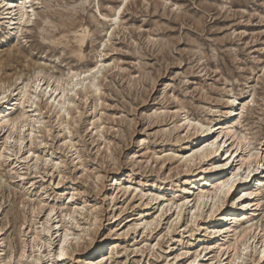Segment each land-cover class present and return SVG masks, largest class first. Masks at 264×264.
I'll use <instances>...</instances> for the list:
<instances>
[{
  "label": "rangeland",
  "instance_id": "1",
  "mask_svg": "<svg viewBox=\"0 0 264 264\" xmlns=\"http://www.w3.org/2000/svg\"><path fill=\"white\" fill-rule=\"evenodd\" d=\"M121 3L30 0V22L14 29L0 15V79L26 114L24 124L0 128L3 258L18 264L24 249L21 264H85L103 240L93 254L100 264H260L264 187L238 218V229L254 227L241 237L248 251L234 259L223 212L210 216L213 200L195 206L193 198L202 166L225 163L226 174L247 152L258 153L253 181L236 182L225 204L264 185V0H127L116 14ZM98 61L97 73L66 84ZM38 70L48 91L62 78L63 108L21 96ZM184 115L210 131L184 129ZM227 127L247 139L246 149L220 135L219 156L184 164Z\"/></svg>",
  "mask_w": 264,
  "mask_h": 264
},
{
  "label": "bare ground",
  "instance_id": "2",
  "mask_svg": "<svg viewBox=\"0 0 264 264\" xmlns=\"http://www.w3.org/2000/svg\"><path fill=\"white\" fill-rule=\"evenodd\" d=\"M29 1L30 0H0V8H2V11H0V15L6 14V16L5 15L4 16L5 18H8L9 25H11L10 26L11 29H14L15 25L19 26L21 22L23 23L30 22L31 15H29V12L27 11V6H26V4ZM124 3H125L124 0H122L121 5H118L116 7L115 9L116 14L120 12ZM6 4L8 5V7H4V5ZM4 16L2 15V17ZM17 28L18 30L19 29L21 30V28L19 27ZM98 65H101L100 61L96 62L94 66L87 67L81 70L80 72L78 71L71 72L70 77L67 78L66 84L72 87L77 85L78 82H75L74 80L75 76L80 75L82 72L83 73L90 72L93 68L97 67ZM39 73H40L39 70L34 73L35 84L32 86V89H29L30 87L28 88L27 84L23 86V88L20 90L21 96L25 98L27 97V100L32 101L31 99L32 96L38 97L39 95L40 97H46L47 106L58 108V110L60 108H63L64 105L68 102V100L63 94L65 88L61 85L62 78L61 77L55 78V82H57V84L55 85V87L51 88L52 92L49 93L48 91V88L50 87L49 79L47 80V83L45 84L44 87H41V85L39 84V92H37L36 90L37 82L39 81L40 83V80L38 79V75H37ZM11 86L12 84L6 83L5 79L3 78L0 79V95L5 96L4 101L0 102V109L4 107L7 110V112L5 113H0V128L9 127L10 129H12L18 123L24 124V121H25L24 120V117H26L25 112L17 113V110L15 111L17 103L16 102L14 103L13 99H9L8 97V93L10 91ZM60 87L62 88L60 89ZM59 90L63 91L62 94L60 95H59L60 93ZM12 112H13V115L11 114ZM231 112L233 111L231 110ZM181 120L183 121L184 129H188L192 127L195 130L201 131L203 127H206V130H209V127L205 126L203 123H200L199 121H196L195 126H193V122L195 120L189 119L185 115L181 118ZM233 131L234 130L231 127H227L225 130H220L216 138H213L209 142L202 143L199 148L192 149L191 152L187 155V158L183 160L184 164L186 165V163L194 162L196 160H202V159H206L207 161V160H210L211 156L213 158H215L216 156H219L223 149V145L225 144L226 140L229 139L230 137L231 138L235 137L234 141H235L236 146H239L243 143L244 149H246L248 145L247 139L244 136L240 135L238 132L236 131L233 132ZM220 135H224L225 137H228V138L225 140H221L222 138L218 140V137H220ZM8 137L10 136H7L6 138ZM6 141L7 139H5V142ZM257 157H258L257 152H249V153L247 152L246 155L240 159L239 165L237 164L234 167V169L230 170L226 174H221V175L219 171L223 169V167L225 166V163L217 165L215 164V162H210L200 168L202 172L204 171L206 173L202 176V181H203L202 189L198 190V192H196V194L194 195V198H193L194 205L200 206L203 201L210 198L213 200V204L210 210V216L213 215L216 211L223 212V213H220L219 222L221 223L222 228L228 226L227 229L224 228L227 230L225 232H232L233 242L228 243L226 247L233 246V250H235L233 259L240 258L243 256L244 251H245L244 249L245 247H247V240H242L241 237H244L246 233L248 231H251L254 227V225L250 223L248 225L243 226L241 229H238V227L241 226L238 224L239 222L238 218L244 215L246 210L250 206L251 196L253 194L258 195L261 192L264 185L261 182L257 185L254 191L253 190L249 192L242 191L241 195H237V196L231 195V197H229L230 198L229 206H227L229 202L228 204H225L224 200L229 194L233 193L234 188L236 187V184H235L236 182H237V186L242 185V187H244L247 184L251 185L253 178L255 176L254 172L257 171L258 169V168L253 169L251 167H252L253 162L259 165V161H257L256 159ZM243 166H244V169H243L244 171L242 174H239L240 171L238 170L242 168ZM215 171H216V174H214ZM214 175H216L215 178H213ZM234 177L235 179H233ZM260 181H263V180H260ZM203 188H207V189L204 191ZM56 228H57V225H54L49 230H47V232L50 233L54 229L57 230L58 228L57 229ZM65 233H67L68 235L67 240H65ZM69 235L70 234L68 233V229L62 230V232L59 233L58 244L56 245V251H55V256L58 257L59 259L63 258L64 255L66 254V243L70 238ZM73 238L77 239L80 237L76 236ZM238 241H239V244L237 246ZM260 243L261 245L257 253V260L261 259L260 264H264L262 263L264 259H262L261 257V253L264 252V231H263V240ZM61 245H63V249H61ZM48 246L50 247L51 244L48 243ZM0 247H1L0 248V264H11L10 257L3 258L2 256L3 251H4L2 239H0ZM96 247H99V249L96 251H93V253L85 257V261H84L85 264H100L101 263V259L100 261L95 260L96 256H93V254L103 250L104 248L103 240L97 243L94 247L90 248L88 251L94 250ZM24 253L25 251L24 249H22L18 256L19 257L18 264H21L20 259L21 257L24 256ZM98 255L102 256L101 253H99ZM46 264H50V262L46 261Z\"/></svg>",
  "mask_w": 264,
  "mask_h": 264
},
{
  "label": "snow or ice",
  "instance_id": "3",
  "mask_svg": "<svg viewBox=\"0 0 264 264\" xmlns=\"http://www.w3.org/2000/svg\"><path fill=\"white\" fill-rule=\"evenodd\" d=\"M124 2L126 3L127 0H124ZM121 10H122V9H121ZM109 35H111V33H109ZM105 43H107V41H105ZM101 67H102L101 65H98L97 67H95V68H93V69L91 70V73H87V72H86V73H84V75H85V76H89V75H91L92 73H97L98 70H99ZM37 75H39V74H37ZM73 75H75V74H73ZM77 79H79V77H77ZM36 90H37V92H39V81L37 82V89H36ZM49 91H51V89H49ZM26 98H27V97H26ZM4 99H5V96L0 95V102H3ZM31 99H32V100H36L37 97H36V96H32ZM69 135H71V134L69 133ZM20 144H21V146H23L24 141L21 140V141H20ZM29 155H32V154L29 153ZM233 179H235V177H234ZM51 214H52V213H49V215H51ZM67 239H68V235H67V233H65V240H67ZM61 249H63V245H61ZM244 250L247 252V251H248L247 247H245ZM261 257H262V259H264V252L261 253ZM237 264H239V261H237Z\"/></svg>",
  "mask_w": 264,
  "mask_h": 264
}]
</instances>
